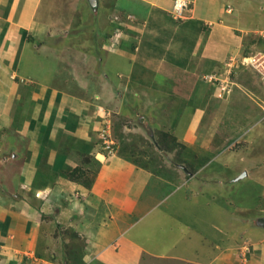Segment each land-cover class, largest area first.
I'll list each match as a JSON object with an SVG mask.
<instances>
[{"label": "crops", "instance_id": "1", "mask_svg": "<svg viewBox=\"0 0 264 264\" xmlns=\"http://www.w3.org/2000/svg\"><path fill=\"white\" fill-rule=\"evenodd\" d=\"M196 2L186 19L177 20L174 0H133L142 18L138 29L116 39L119 29H112L105 10L85 14L86 22L82 15L68 21L52 15L56 0H0V218L2 212L12 217L15 244L30 220L36 228L40 203L71 200L76 222H96L91 228L99 229L98 240L109 249L118 244L110 264H146L150 258L160 264H264V226L245 224L250 215L241 199L232 206L221 198L230 183L225 160L171 182L102 149V168L90 188L72 184L68 175L72 155L97 146L90 118L100 98L139 105L158 130L184 141L207 131L208 110L195 102L198 82L204 70L241 55L244 37L240 28L221 22L232 13L225 4ZM30 42L34 47L27 51ZM22 76L27 81H16ZM255 172H237L232 181ZM222 173L228 176L223 181L217 178ZM257 182L264 193V179ZM258 208L251 220L262 224L264 209ZM105 214L111 215L106 224ZM239 235L252 242L248 260L240 257L245 244L238 246ZM104 252L96 261L103 262Z\"/></svg>", "mask_w": 264, "mask_h": 264}, {"label": "rangeland", "instance_id": "2", "mask_svg": "<svg viewBox=\"0 0 264 264\" xmlns=\"http://www.w3.org/2000/svg\"><path fill=\"white\" fill-rule=\"evenodd\" d=\"M97 1L100 5L93 8L89 0H56L55 10L51 13L56 19L65 18L68 21L74 20L72 18L76 16L80 19L82 15L85 18L83 21L86 22L88 16L85 14L97 13L98 9L105 10L104 13L109 15V20L113 23L112 29L114 31L119 29L116 39H119L128 28L130 32L137 31V25L142 18L133 10L134 7L131 6L133 0ZM217 1L225 4L228 13L232 12L227 14L228 18L225 17L221 22L240 28L237 33L244 37V50L239 56L229 57L222 66L214 70H204L200 77L201 81L206 82L201 86L199 80L197 89L201 91V94L195 98V102L208 110L203 126L207 131L199 133L191 142L184 141L173 134L166 133L163 129L158 130L149 113L144 112L139 105L131 104L129 101H121L116 105L113 101H103L100 98L99 103L97 102V113L90 118L98 132V135H93L96 138L98 136L96 150L91 147V151L87 153L75 151L76 154L72 155L74 165L70 166L71 170L68 171L74 175L72 177L68 174L72 184L78 183L90 188L95 182L103 162L99 160V157L104 159L98 153L102 149L107 150L103 145L104 140H101V132L109 128L108 133L111 131L115 143L112 152L108 155H116L171 182H177L180 177L188 178L198 173V170L203 169L212 160L219 161L218 164H221L223 160L227 161V165L230 164L226 167L229 178L223 173L222 177H217L222 181L226 178L230 179L225 195L221 196L222 200L226 199L235 206L238 204V199H241V204H244L242 210L245 211L246 216L250 215V220L245 219L247 221L245 224L249 223V227L264 226V220L262 224L251 220L254 210L255 213L257 211L260 213L259 205L264 209V193L260 192L262 187L257 182L260 178L264 179V0ZM186 3L181 19L177 16L173 4L172 15L177 20L186 19L197 2L186 0ZM210 29L208 24L204 32ZM37 40L43 42L44 38ZM33 44V42L28 44L27 51L33 49ZM41 58L43 59V56H40ZM23 63H25V56ZM78 65L79 63H74L76 67ZM29 67L30 65L25 66L26 69ZM17 78L18 76L15 77ZM16 81L25 82L27 78L22 76ZM128 105L130 107H127ZM249 169L256 170L252 175L254 181L250 176L239 180L240 182L232 181L235 178L233 175L237 172ZM77 176L80 182H77ZM203 178L198 181L200 182ZM244 181L249 183L247 187ZM210 183L219 182L212 179ZM254 190L256 194L253 195ZM230 202L228 207L231 209ZM76 204L71 200L69 202L64 200V204H53L48 200L43 204L40 203L36 207L38 210L36 228L34 229L31 225V220V223L22 228L18 227L21 238L16 244L12 239V217L8 212H2L0 264H110V254L120 250L118 244L115 245L114 250L109 249L106 243L100 242L99 229L91 228H96V222L85 225L82 221L76 222V211L70 209ZM107 216L111 217L105 214L104 224L109 223L105 218ZM88 226L90 230L86 229ZM9 237L10 244L5 248L3 244ZM241 243L245 244V249L240 257L242 261L243 258L248 260L249 254L253 252V246L249 244L252 242L247 235L244 237L239 235L238 246ZM103 251L106 253L103 262L96 261L98 253ZM150 259L146 264H160L157 259ZM166 264H175V262L167 261Z\"/></svg>", "mask_w": 264, "mask_h": 264}, {"label": "built area", "instance_id": "3", "mask_svg": "<svg viewBox=\"0 0 264 264\" xmlns=\"http://www.w3.org/2000/svg\"><path fill=\"white\" fill-rule=\"evenodd\" d=\"M174 6H175V12L177 13V16L180 19L183 18L182 13H183L184 9H186V6H187L186 0H175ZM253 62H255V60H253ZM229 72H231V71H229ZM108 129L107 130H102V132H101L102 139L101 138L100 139L104 140V144L103 145L107 149V150L106 149L105 150L108 153H111L113 144L115 142H113V138L111 136V131H110V133H108ZM103 151H104V149H103ZM103 154L107 155L106 153H103Z\"/></svg>", "mask_w": 264, "mask_h": 264}, {"label": "water", "instance_id": "4", "mask_svg": "<svg viewBox=\"0 0 264 264\" xmlns=\"http://www.w3.org/2000/svg\"><path fill=\"white\" fill-rule=\"evenodd\" d=\"M90 3L93 5V6H96L97 5V0H89ZM246 175V172H244L242 175H240V178L244 177Z\"/></svg>", "mask_w": 264, "mask_h": 264}, {"label": "trees", "instance_id": "5", "mask_svg": "<svg viewBox=\"0 0 264 264\" xmlns=\"http://www.w3.org/2000/svg\"><path fill=\"white\" fill-rule=\"evenodd\" d=\"M172 137H173V136H172ZM78 170H79V169H77V171H78ZM80 172H81V171H80ZM72 174H73V173H71L70 176L74 177V175H72ZM76 175H77V174H76ZM77 178H78V176H77Z\"/></svg>", "mask_w": 264, "mask_h": 264}]
</instances>
